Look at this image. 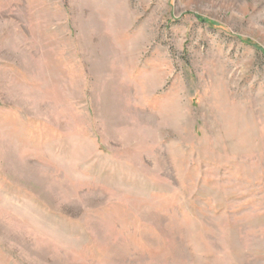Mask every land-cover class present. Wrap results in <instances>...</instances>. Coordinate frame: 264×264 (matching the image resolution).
<instances>
[{"label": "rangeland", "instance_id": "obj_1", "mask_svg": "<svg viewBox=\"0 0 264 264\" xmlns=\"http://www.w3.org/2000/svg\"><path fill=\"white\" fill-rule=\"evenodd\" d=\"M0 264H264V0H0Z\"/></svg>", "mask_w": 264, "mask_h": 264}]
</instances>
